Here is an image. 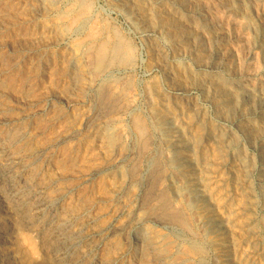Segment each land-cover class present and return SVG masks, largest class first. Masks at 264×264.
<instances>
[{
  "label": "rangeland",
  "instance_id": "rangeland-1",
  "mask_svg": "<svg viewBox=\"0 0 264 264\" xmlns=\"http://www.w3.org/2000/svg\"><path fill=\"white\" fill-rule=\"evenodd\" d=\"M107 1L108 0H92V1L91 0L89 1L88 0H83V1L82 0H69V1L60 0L58 5L54 6L52 4L55 7V8L53 7L52 10H51L52 5H51L50 7L51 11L49 10V8H47L48 11L44 12L42 8H40L39 5H37L36 3H35L36 5L33 4L31 0L30 1L29 0H21V1L20 0H16V1L15 0H0V63L2 59H5L9 61L10 65L13 64V71L11 73V76L9 77L10 79L8 78L6 80V83L4 86H0V129L5 130L9 128L10 126L14 125L15 128L16 127L19 128L18 129L19 132L21 131V132H25V134L27 133L26 134L27 136H25L24 140L19 142L20 144L15 142V144L13 145V150H15V152L19 155L22 154L21 156H24V157L27 156L28 163H29L28 175H30V177L35 176L34 179H36V183H35L36 185L38 186L40 185V187L50 185V187L47 189V192H46L49 198H52L56 193L61 195V198L58 201H55L53 203L54 205H52V203L49 204L47 207L44 205H40L39 210H41L42 212L38 213V211L36 210L37 209L36 206H38V204L35 205L31 201V199H25V203H24L25 205L21 203V199L24 198V196H21V198L20 196L18 197L19 189H21L20 187H22L21 182L18 179L15 180L16 178L13 176L12 170L7 169L2 164H0V193H1L0 194V222H1L0 223L1 224L0 225L1 226L0 236L3 235L4 237V238L2 236L0 237L1 238L0 239L1 240L0 241V264H36V263L38 264V262L39 264H47L49 261L51 264H57V263L58 264H61V263L62 264H87V263L96 264L95 260L94 259L92 260L91 256L99 257V259H101L102 260L101 262L103 263L104 262L110 263V261L116 258L115 256L119 257V255L123 251L124 249L123 244H120L121 243L120 235L123 233V231L121 233L120 231L123 229V227H126L127 224L129 223V220L127 219H130L133 217L135 218L138 217V218H141L142 220H146V219L148 220L151 218L150 220L151 222L146 225L147 228L151 231L150 232L151 235L157 236L156 233H158V236L162 237L165 243L168 242V244H170L172 242L171 244H172V247L174 248L173 249L171 247L172 250L175 251V249L178 247L177 249H179V253H181L180 255L185 258L187 257L188 260H190V261H187V263L196 261L197 263L199 262L200 264L201 263L202 264H209V263L216 264V263H212L214 262L212 259L214 250H213L212 244H210L212 243L210 241L212 240L210 236H208L207 237L208 239H207L206 236H204V234L203 235L201 234L202 240H197L198 243L195 242L194 244L191 241L182 242V240H178L174 236V233H175L174 231L176 230L173 229L171 226L168 225L169 227L167 226V228H164L156 224V227H155L154 222H158V221L162 222L161 220H159L160 218L158 217L160 207L158 206L157 202L152 204L151 205L152 207L149 206L151 209L149 207H147L148 209L146 207H144V209L136 207L137 203H139L144 197L146 198L145 195L148 193L146 191H149L148 190L149 188L147 187V184L145 181V178H147L148 176L147 174L149 173V172H146L149 169L147 168L149 167L148 158H150L152 155H155L157 151L156 146L158 142L157 141H156L157 143L154 142L155 146L154 144L150 145L149 147H147V149L143 151L139 149L140 145L138 144V140H137L135 129H134V119H135L134 117L141 115L140 117L143 118L145 115L146 117V118L144 117L145 120L151 119L152 113L157 110L156 108H159L161 106L160 105L161 104L160 102L161 92L160 91H162L164 87L163 85L164 82L161 77V74L158 71L153 70L152 68V65L149 61V49L145 41L142 40V38H140L139 33H137L135 27L128 21V19L126 18L124 14H120L116 9L115 10L109 9V7L107 6ZM195 1H197L198 3H196ZM229 1H231L237 8H240V9H243L242 6L244 5L246 8L244 10L246 12H250L248 15L250 19L248 18L247 21L243 19L242 21V17L240 16L238 17L236 15L228 13L222 4L224 2H229ZM239 1L241 2L239 3ZM253 1L255 3L252 2V0H244V1L243 0H228V1L227 0H223V1L222 0L221 1L220 0L219 1L218 0H201V1L193 0V2H195V5L197 4L198 6H200L199 4H201V5H205L208 8L206 11L203 12V15L207 18L208 22L215 24L216 28L218 27L217 31L219 33L220 31L222 32L220 34L221 38L223 40L226 38L224 40L223 45L225 47L224 48L225 52L230 55V60L227 63V65H225V67L221 69L222 76L228 81L231 80V82L235 84H238V85H243V84L248 85L249 84L250 86L260 87L261 89L264 90V86H263L264 85V53H263L264 51L263 49L264 48L263 47L264 46V0H253ZM88 4H91V5L93 4V5L91 9L92 18L88 20L87 27L85 28V30L81 31L80 33H76L75 35L67 32L68 34L65 35L64 39H68V41L66 42L67 45H64L63 40H61L63 39L62 36L58 35V33H56L53 29L50 28L53 24L52 21L55 22V20H57L58 18H62L64 23H66L65 24L66 27L68 28L71 26V22L76 15V11L78 10L79 13H81L82 11L85 12V9L87 7L86 5ZM67 5L72 6V7H68ZM197 5L195 7H197ZM219 5H222V6H219ZM49 6L50 5H48V7ZM78 6H80V8ZM73 7L76 9V11L71 12V9ZM43 13L45 14L43 15ZM97 18H101L104 24L106 23L105 25L109 29L111 28L110 30L115 29L113 31H115V33H117L118 36H120L119 37L120 39L122 40L126 39L124 40V42L129 46L130 55L133 56V58H131L132 59L130 62L131 64L128 63V65H123V66L114 65V67H112L111 69L113 70V72L110 73V75L112 76H110L109 74L108 75L101 74L98 77L97 76L93 77L91 74H94V72L96 71L95 70L96 68L93 67V69H91V74H90V72L88 71V68L86 66L84 67L80 63L78 65L79 72L77 74L81 77H79L77 74L72 77V75H70L69 72L67 71V67H66L67 66L66 64L69 58L68 56L70 55V52L75 53L78 50V48H81L83 45L85 46L92 39H94L95 36L98 37L99 35H101V32L97 29V26L94 25L96 24ZM249 20L250 22H248ZM86 33L87 34L89 33L88 36ZM92 35L93 37H90ZM206 45L208 46L207 43ZM258 45H260L261 47H259ZM77 46L79 47L77 48ZM40 55L43 58L39 57ZM2 56L4 57L2 58ZM40 59L42 62L40 61ZM184 61L185 60H182V64L187 65V61L185 62ZM63 63H65L64 65L66 66H64ZM86 72H89V73H86ZM118 77H119L118 80L121 82H118L116 80ZM71 78L72 79L74 78V79L72 80ZM78 82L79 84L77 85ZM22 83H24V85ZM92 83L95 85H93ZM121 83L125 86H121L122 85ZM102 84L108 85L106 87L114 86V84L115 85L120 84L119 85L120 88L116 93V98L114 101L116 103L115 107H114V104H115L114 102L109 104L110 109L109 107L102 108L100 104L97 103L95 99L96 91H98V89L100 88ZM146 85H150L153 89L154 95H152V97L149 100L145 96V92L144 91L142 92V90H144V87ZM154 86H156L155 87L156 89L154 88ZM85 90H87L88 92L86 91V93H84ZM119 93H121V95ZM123 94L125 97H123ZM192 96L197 97L198 91L194 90L192 93ZM127 98L130 102L128 100L126 101ZM130 99H132L134 103ZM50 102H51V105H50ZM53 102L55 103V105ZM128 102L130 103V105ZM44 107H46V109ZM207 109H208L207 112L209 115L211 116L215 115L212 112L213 110L211 108L207 107ZM32 110L34 111L36 110V111L34 112ZM99 113L102 115H100ZM27 117L30 119H28ZM93 119H95V121H93ZM229 119H231V117H229ZM110 121H112L113 123ZM104 125H107L112 130L113 138H111V140L113 142H108L106 138L101 139V136L100 137L98 136L100 127H103ZM40 126L41 127L43 126V127L41 128ZM38 128L39 130H37ZM78 130L79 131L81 130V131L79 132ZM85 130L88 132H86ZM121 130L125 132L126 134L128 133L126 135L127 137L125 136L126 138L125 137L121 138L120 136L122 134ZM30 131H32L33 133H30ZM71 131L74 133L78 131L77 133H79V136L77 137V139L75 138L74 141L73 139H71L70 141L69 140L62 141V137L66 136L68 133L70 135L72 133ZM11 135H12V140H13L12 142L14 143L16 134L14 135L13 133H11ZM33 137L36 139H34ZM121 139L123 140V143L125 142L124 143L125 147L123 148L122 152L119 153L120 150L118 146L120 145L119 141ZM18 147L19 149L17 150ZM70 147H72L73 149ZM113 147L114 148L116 147L115 150L117 149V151H115ZM49 151L52 153H50ZM38 154H40V156H38ZM142 154H145V156ZM200 159H202V162H204L207 166H209L207 167L208 168L207 172L208 174L211 173V176L214 178V181L217 182V184H214V183L212 184L213 187L211 186L213 189H211L212 191H210V194H211L209 195V198H211L210 200L213 201L214 204L216 203L215 205L217 206L218 209L220 208V210H222V206L224 207V204L225 205L228 204L229 206H231L232 204L231 206V210H232L231 216L232 217L230 216V219H231V224H234V225H231L230 227L232 230L230 229L229 236L233 235V237L232 236H231L232 238L229 237L230 238L229 239V249H230L229 253H230V256L237 261L244 260L243 255H242L243 251H245V249L247 251L248 249H250V247L247 244L249 237L247 235L248 232H246L245 224H244L248 218L246 216H245L246 219H244L245 217H240V213L243 211L245 207L244 206L245 204H243L244 202H241L242 200L240 197L241 196L240 186L234 180H233L234 182H231L227 179V176L225 177V175H222L224 174V172H219L217 170L218 166L215 165L216 164V162L214 161L215 157H214V154L211 152L210 148H205L203 150L200 156ZM113 162L116 165H114ZM133 163L134 164L138 163L139 165L138 167L141 168L140 169L141 175L143 176L144 181L140 184L132 182L129 178H128L129 180L128 181L127 179L122 177V175H125L124 172H126L127 169ZM116 168H118L119 171L118 169L116 170ZM166 174L164 175L163 173V175H161L163 177V180H162L163 183L161 182V190L163 189L166 191V193H168L172 189L171 191L173 193H178L179 191L177 189L180 190V185L177 184L178 182L175 181V178L168 176L169 174L167 175ZM120 176L122 177V179ZM261 176H264V171L261 172L260 169H257L255 171V174H253L255 181L258 180L259 178L261 179L262 178ZM170 179H172L173 181ZM173 183L176 185L177 189L175 188V185ZM220 183H222V185H219ZM64 184L66 185L64 186ZM177 185L179 186V188ZM145 188L146 189L148 188V189L146 190ZM173 189L175 192L173 191ZM125 190L126 191L128 190V191L126 192ZM223 190L226 191V194L229 196V197L227 196L228 200L227 199L225 200L226 196L223 193L224 192ZM134 196L135 197L137 196L139 199L137 197L135 198ZM221 196H223L224 198L223 197L220 198ZM132 199H135V200H132ZM236 199L238 201H236ZM98 200H101V202ZM84 201H85V204H84ZM177 201L180 202V200L178 199ZM194 203L195 202L192 203L193 205H189L190 207L189 214H193V212L196 213V211L198 212L197 206L195 207V205L197 204L196 203L194 204ZM240 204L242 205L237 206ZM229 206L227 207L229 208ZM238 208L240 212L238 211ZM9 209L10 211H8ZM82 209L88 211V216H86L83 221L84 222L90 221L92 223L89 227L83 229L82 234H81V233H78L77 232L78 230L76 229L78 228L77 226L79 225V223L82 222V219L75 220L73 222L74 225H70L69 223L66 224V221L64 222V218L63 219L60 218V213L62 211L67 210V213L72 214L74 213V211L80 212L82 211ZM237 211L239 213H237ZM27 215L32 216L33 219L29 221L28 218L25 217ZM89 217L92 219V221ZM154 219L156 221L153 222L152 220ZM36 220H37V223H35ZM235 222H238V223H235ZM190 223L192 226L195 227V224H193L192 222ZM60 224H63V226L60 227ZM150 226L155 227V228H152ZM74 227L75 229H73ZM8 228H11L12 230ZM114 228L115 229L117 228V229L115 230ZM157 228L158 230H156ZM192 229L196 231L195 228L192 227ZM113 230H115L116 232L114 231L112 233L111 231ZM70 232L73 233L74 238L68 237L69 234H71ZM160 234H162V236ZM244 234L247 236H245ZM167 237H168V240H170V242L167 240ZM79 238H81V240ZM75 242H78V243H75ZM261 243L264 245V239L261 240ZM87 245L89 247L98 245L99 247L97 246L96 249L86 254V250L89 249ZM236 249H238V251ZM195 250H197V252ZM239 251L241 254H239ZM200 259L202 261H200ZM251 261H252V264H263V260H260L259 258H255L254 260H251Z\"/></svg>",
  "mask_w": 264,
  "mask_h": 264
},
{
  "label": "bare ground",
  "instance_id": "bare-ground-1",
  "mask_svg": "<svg viewBox=\"0 0 264 264\" xmlns=\"http://www.w3.org/2000/svg\"><path fill=\"white\" fill-rule=\"evenodd\" d=\"M31 1L33 2V4L36 3L37 5H39L40 8H42V10L44 12H47L48 11L47 8H49V10H50L51 5L52 4L54 6L58 5L60 0H31ZM67 1H69V0H67ZM195 2L198 3L197 1H195ZM195 2H193V0L192 1H190V0H108L107 1V6L109 7V9L110 10L116 9L120 14H124L126 16V18L128 19V21L135 27L137 33H139L140 38H142V40L145 41V43L147 44L148 49H149V61L152 65V68H153V70L158 71L161 74V77H162L163 82H164V84H163L164 87L162 86L163 89H162V91H160L161 92L160 93V97H161L160 98V102H161L160 105L161 106L159 108H156L157 110L154 111L152 113V115L150 114L151 119L148 118L149 120H147V119L145 120L144 119L145 115L143 118L140 117L141 115L134 117L135 118L134 119V129H135L136 137L138 140V144L140 145L139 149H141L143 151V150L147 149V147H149L150 145H153L154 142H156V141L158 142V144L156 146L158 152L155 150L156 151L155 155H152L150 158H148L149 159V167H147V168H149V169L146 172H149V173L148 174L146 173L148 176H147V178H145V181H146L147 187L149 188V189L147 188L149 191H146V192H148L145 195L146 198L144 197L139 203H137L136 207L144 209V207L147 208V207L151 206L152 204H154L155 202H157L158 206L160 207V211H161V212L159 211L158 217L160 218L159 220H161L162 222H160V221L154 222L156 220L155 219L152 220L155 223V227H156V224L160 225L164 228H167L168 225L171 226L173 229L176 230V231H174L175 232L174 236L178 240H182V242L183 241L184 242L185 241H191L194 244L195 242H197V240H202L201 234L202 235L204 234V236H206V238L208 236H210L212 238V240H210L212 243H210L209 241L208 242L210 244H212V247L214 250L213 251L214 254L212 256V259L214 262H212V263H216V264H252L251 260H254L255 258H259L260 260H263V264H264V245L261 243V240L264 239V176H261L262 178L261 179L259 178L256 181L253 177V174H255V171L257 169H260L261 172L264 171V90L261 89L260 87L250 86L249 84L248 85H244V84L238 85V84L231 82V80L228 81L227 79H225L222 76L221 69L223 67H225V65H227V63L230 60V55L225 52V50H224L225 47L223 45L224 40L226 38L223 40L221 38V35H220L222 32L220 31V33H219L217 31L218 27L216 28L215 24L208 22L207 18L203 15V12L206 11L208 8L205 5H201V4H199L200 6H198L196 4L197 7H195L196 6ZM240 2L241 1H239V3ZM252 2H254V1L252 0ZM6 3H7V1H6ZM235 3H237V2H235ZM3 4H5V3H3ZM48 5H50V6L48 7ZM53 5L51 7V10L54 7ZM92 5L91 4L86 5L87 7L85 9V12H83V11L81 12L83 14L79 13L78 10L76 11V9L73 7L71 9V12L76 11V15L71 22V26L68 28L66 27V25H65L66 23H64L62 18H58V19L56 18L57 20H55V22L52 21L53 24L50 28L53 29L56 33H58V35L62 36L63 39H61V40H63L64 45H67L66 42L68 41V39H64L65 35L68 34L67 32L75 35L76 33H80L81 31L85 30V28L88 25V20L92 18L91 17L92 16L91 15ZM222 5L224 6V8L226 9V11L228 13L236 15L238 17L239 16L242 17V21H243V19L246 21L248 20V18H249L248 15L250 12H246L244 10V9H246L244 5L242 6L243 9L237 8L231 1L224 2ZM222 5H219V6H222ZM68 7H72V6H68ZM78 7L80 8V6H78ZM58 13H60V12H58ZM44 14L45 13H43V15ZM44 19H46V18H44ZM248 22H250V20ZM105 24L101 18H97L96 24H94V25H96L97 29L101 32V35H99L100 37L98 36L99 37L98 38L97 36H95V38L92 39L85 46L83 45V43H82L83 46L81 48H78L79 46H77L78 50L75 53L70 52V55L68 53L69 58H68V62L66 64L67 66L64 65L65 63H63V65L67 67V71L69 72L70 75H72V77L75 76L79 72L78 71V65L80 63L84 67L86 66L88 68V71L90 72V74H91V69H93V67L96 68L95 69L96 71L94 70L95 71L94 74H91V75L93 77L94 76L98 77L101 74H105V75L109 74L110 75V73L113 72V70H111V69H112V67H114V65L115 66H118V65L123 66V65H128V63L131 62V60H132L131 58H133V56L130 55L129 46L124 42V40H126V39H124V40L120 39L119 38L120 36H118V34L115 33V31H113L115 29L110 30L111 28L109 29ZM84 32H86V31H84ZM88 34H87V36H88ZM90 37H93V35ZM123 37H124V35H123ZM80 38H82V37H80ZM64 40H65V42H64ZM206 43L208 44V46L206 45ZM72 46H73V44H72ZM258 46L261 47L260 45H258ZM147 53H148V51H147ZM263 53H264V51H263ZM42 54H44V53H42ZM3 57L4 56H2V58ZM39 57H42V56L40 55ZM65 58H67V57H65ZM182 60L187 61V65H185V64L183 65ZM40 61H41V59H40ZM40 61H38V62H40ZM81 70H82V68H81ZM12 71H13V64L10 65L8 60L2 59V61L0 63V86L5 85L6 80L11 76ZM89 72H86V73H89ZM86 73H85V75H86ZM110 76H112V75H110ZM79 77H81V76H79ZM228 77H229V75H228ZM118 79H119V77L116 80L118 82H121ZM101 83H102V81H101ZM8 84H10V83H8ZM22 84L24 85V83H22ZM78 84H79V82L77 83V85ZM93 85H95V84H93ZM119 85L114 84V86L106 87L108 85L102 84L100 86V88L98 89V91H96L95 99H96L97 103H99L102 108L103 107L108 108L109 104L113 103L115 101L116 93L120 88ZM85 86H86V84H85ZM90 86H92V85H90ZM121 86H125V85L122 84ZM155 87L156 86H154V88ZM74 89H75V87H74ZM93 89H95V88H93ZM89 90H90V88H89ZM194 90L198 91L197 97L192 96V93ZM86 91L87 90H85V92L84 91L83 92L86 93ZM143 91L145 92V96L148 98V100L152 97V95H154L153 89L150 85H146L144 87V90H142V92ZM119 94L121 95V93H119ZM123 97H125L124 94H123ZM93 98H94V96H93ZM87 100H88V98H87ZM92 100H94V99H92ZM127 100H128V98L126 99V101ZM130 100L133 102L132 99H130ZM51 102H50V105H51ZM91 102H93V101H91ZM119 104H121V103H119ZM54 105H55V103H54ZM115 105H116V103L114 104V107H115ZM129 105H130V103H129ZM111 106H113V105H111ZM91 107H93V106H91ZM207 107L211 108L213 110L212 112L215 115H213V116L209 115L207 112L208 111ZM44 108L46 109V107H44ZM49 108H50V106H49ZM54 108H56V107H54ZM122 108H123V106H122ZM99 109H101V108H99ZM109 109H110V107H109ZM32 111H34V110H32ZM45 113H46V111H45ZM100 115H102V114H100ZM229 117H231V119H229ZM7 119H9V118H7ZM28 119H30V118H28ZM107 120H109V119H107ZM93 121H95V119H93ZM110 122H112V121H110ZM29 123H31V122H29ZM89 123H91V122H89ZM114 124H115V122H114ZM121 125H122V123H121ZM43 126H45V125H43ZM88 127H86V128H88ZM18 129L19 128L18 127L15 128L14 125L10 126L9 128H7L5 130L0 129V164H2L7 169L12 170L13 176L16 178L15 180L18 179L21 182L22 187H20L21 189H19V193H18V197L20 196V198H21V196H24V198L21 199V203L23 205H25L24 204L25 199H31V201L35 205L38 204V206H36L37 207L36 210L38 211V213H41L42 211L39 210L40 205H44L46 207L51 203H52V205H54L53 203L55 201H58L61 198V195L56 193L52 198H49L47 196L46 192H47V189L50 187V185L40 187V185L38 186L35 184L36 183V179H34L35 176L30 177V175H28L29 163H28L27 156L26 157L21 156L22 154L19 155L15 152V150H13V145L15 144V142L19 143L22 140H24L25 136H27L26 135L27 133L25 134V132H21V131L19 132ZM37 130H39V128ZM77 132H75V133L72 132L70 135H69V133H70L69 132L66 136L62 137V141H66V140L70 141L71 139H73V141H74V139L75 138L77 139V137L79 136V133H77ZM86 132H88V131H86ZM11 133H13L14 135L16 134L14 143L12 142L13 140H12ZM28 133H29V131H28ZM30 133H33V132L30 131ZM121 133H120L121 138H124L128 134V133L126 134L122 130H121ZM98 136L99 137L101 136V139L106 138L108 142H113L111 140V138H113L112 137L113 136L112 130L107 125L100 127V131H99ZM39 138H37V139H39ZM34 139H36V138H34ZM120 141H119L120 145L118 146L119 150H120L119 153H121L123 148L125 147L124 146L125 142L123 143L122 139ZM30 143H31V141H30ZM104 145H106V144H104ZM154 146H155V144H154ZM70 148H72V147H70ZM108 148H110V147H108ZM115 148L113 147L114 150H115ZM205 148H210L211 152L214 154V157H215L214 161L216 162L215 165L218 166L217 170L219 172H224V174H222V175H225V177L227 176V179L229 181H231V182L235 181L240 186V189H241V196L240 197L242 200L241 202H244L243 204H245L243 211L240 213V217L246 216L248 218L244 224H245L246 232H248L247 235L249 237L247 244L250 247V249H248L247 251L244 248L245 251H243V254H242L244 260L239 259L241 261H237L234 258H232L230 256V253H229V251H230V249H229V239L230 238L229 237H231V236L233 237V235L229 236L230 229H231L230 227H231V225H234V224H231V219H230V216L232 215L231 214L232 213V210H231L232 204H231V206H229L228 204L225 205L224 204L225 202H224L223 203L224 207L222 206V210H220V208L218 209L217 206L215 205L216 203L214 204V202L210 200L211 198H209V195H211L210 191H212L211 189H213L212 184L213 183L217 184V182L214 181V178L211 176V173L208 174V172H207L208 168L207 167H209V166H207L204 162H202V159H200V156H201V154ZM18 149H19V147L17 148V150ZM51 149H52V147H51ZM51 149H50V151H51ZM77 149H78V147H77ZM113 149H111V150H113ZM115 151H117V149ZM27 152H28V150H27ZM52 152H53V150H52ZM52 152H50V153H52ZM140 152H139V154H140ZM144 152H142V153H144ZM208 152H210V151H208ZM111 153H113V152H111ZM142 155L145 156V154H142ZM38 156H40V154H38ZM204 156H205V154H204ZM60 159H61V157H60ZM205 159H207V158H205ZM113 164H114V162H113ZM114 165H116V164H114ZM138 166H139L138 163L131 164V166L127 169V171L125 170L126 171V172H124L125 175H122V177H124L127 180L129 178L132 182L137 183V184L142 183L144 181V178L141 175V170H140L141 168H139ZM126 168H127V166H126ZM117 169L118 168H116V170ZM118 171H119V169H118ZM167 172H169V173H167ZM163 173H164V175L167 173V174H169L168 176L175 178V181L178 182L177 184L180 185V190H179L176 188V185L173 183L175 185V188L179 191L178 193H173L171 191L172 189L168 193H166V191L163 189L161 190V182L163 180V177L161 175H163ZM146 174H145V176H146ZM122 177H121V179H122ZM170 180H172V179H170ZM170 182H168V183H170ZM59 184H61V183H59ZM119 184H120V182H119ZM65 185L66 184H64V186ZM219 185H222V183H220ZM223 185H225V184H223ZM232 187H233V185H232ZM178 188H179V186H178ZM229 188H227V189H229ZM235 188H236V186H235ZM174 189H173V191H174ZM225 190H226V188H225ZM66 191H67V189H66ZM233 191H234V189H233ZM58 193H60V192H58ZM212 193H214V192H212ZM223 193L226 196L225 197V200H226L228 195L226 194V191H224ZM224 194H222V195H224ZM218 196H219V194H218ZM77 197H79V196H77ZM130 197H132V196H130ZM177 197H179L180 199ZM222 197L223 196H221L220 198H222ZM138 199H136V200H138ZM140 199H141V197H140ZM177 199L180 200V202H178ZM110 200H111V198H110ZM132 200H135V199H132ZM98 201L101 202V200H98ZM236 201H238V200L236 199ZM129 202H130V200H129ZM193 202H195L197 204V205H195V207L197 206L198 212L196 210H194V211H196V213L193 212V214H189L190 213L189 205H193L192 204ZM84 204H85V201H84ZM133 204H135V203H133ZM236 204H237V202H236ZM241 205L242 204L237 205V206H241ZM116 206H118V205H116ZM227 206H229V208ZM237 206H235V207H237ZM235 207H233V208H235ZM77 209H78V207H77ZM77 209H76V211H77ZM89 209H90V207H89ZM192 209H193V207H192ZM8 211H10V209ZM150 211H152V210H150ZM238 211L240 212L239 208H238ZM238 211H237V213H239ZM86 216H88V211L84 210V209H82V211H80V212L74 211V213H72V214L67 213V210L62 211L60 213V218H62V219L64 218V222L66 221V224L69 223L70 225H74L73 222L75 220L82 219V222L80 221L81 223H79V225L77 226L78 228L76 229V230H78L77 232L81 233V234H82L83 229L89 227L92 223L90 221H85V222L83 221ZM25 217H27L29 221H31L33 219L32 216H30V215H27ZM246 217L244 219H246ZM127 220H129V223L127 224V226L123 227L122 230L119 229V230H121L120 233L123 231V233L120 235L121 236L120 237V241H121L120 244H123V248H124L123 251L121 252V254L119 255V257L115 256L116 258H114L112 261H110V263H105V262L103 263V262H101L102 260L99 259V257L91 256L92 260L94 259L96 264H189V263L195 264V263H197L196 261L187 263V261H190V260H188L187 257L185 258V257L180 255L181 253H179V249H177L178 247L175 249V251L172 250V248H173L172 244H171L172 242L170 244H168V242L165 243L163 238L158 236V233H156L157 236H152L150 233L151 231L146 226L148 223L151 222L150 221L151 218L148 220L147 219L142 220L141 218L133 217V218H130ZM91 221H92V219H91ZM190 222L195 224V227L192 226ZM29 223H31V222H29ZM35 223H37V220L35 221ZM56 223H57V221H56ZM235 223H238V222H235ZM62 226H63V224H60V227H62ZM68 227H70V226H68ZM150 227H152V226H150ZM155 227H152V228H155ZM192 227L195 228L196 231H194L192 229ZM0 228H1V226H0ZM8 229H11V228H8ZM73 229H75V227ZM115 230H113L111 232L113 233ZM152 230H154V229H152ZM156 230H158V228ZM152 232H154V231H152ZM70 233L71 234H69L68 237L74 238L73 233L72 232H70ZM242 233H244V232H242ZM162 234H160V235L162 236ZM247 235H245V236H247ZM1 236L3 237V235H1ZM62 237H63V235H62ZM99 237H100V235H99ZM79 239L81 240V238H79ZM167 240H168V237H167ZM168 241L170 242V240H168ZM60 242H62V241H60ZM72 242H74V241H72ZM75 243H78V242H75ZM65 244H66V242H65ZM111 244H113V243H111ZM173 244H174V242H173ZM97 246L98 245L91 246V247L88 246L89 249L86 250V254H88L92 250L96 249ZM47 248H48V246H47ZM181 248H182V246H181ZM238 249H236V250L238 251ZM43 251H45V250H43ZM195 251L197 252V250H195ZM182 252H183V250H182ZM55 253H57V252H55ZM105 253H107V252H105ZM200 253H201V251H200ZM202 254H204V253H202ZM236 254H238V253H236ZM239 254H241L240 251H239ZM198 255H199V253H198ZM196 257H198V256H196ZM196 257H195V259H196ZM234 257H236V256H234ZM190 258H192V257H190ZM41 260H42V258H41ZM47 261H49V260H47ZM192 261H193V259H192ZM200 261H202V260L200 259ZM48 263H50V261ZM38 264H39V262H38ZM197 264H200V263L198 262Z\"/></svg>",
  "mask_w": 264,
  "mask_h": 264
}]
</instances>
